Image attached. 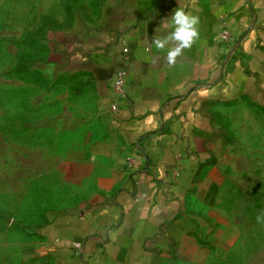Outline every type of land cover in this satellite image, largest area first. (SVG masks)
Here are the masks:
<instances>
[{"label":"crops","instance_id":"1","mask_svg":"<svg viewBox=\"0 0 264 264\" xmlns=\"http://www.w3.org/2000/svg\"><path fill=\"white\" fill-rule=\"evenodd\" d=\"M179 7L199 16L200 38L169 67L167 49L157 50L152 38L173 30L165 20ZM224 26L240 41L227 74ZM125 45L126 97L113 112ZM59 49L62 71L86 76L96 90L104 131L89 148L93 189L7 264H201L230 244L232 224L219 208L218 118L241 101L264 106V0H109Z\"/></svg>","mask_w":264,"mask_h":264},{"label":"rangeland","instance_id":"2","mask_svg":"<svg viewBox=\"0 0 264 264\" xmlns=\"http://www.w3.org/2000/svg\"><path fill=\"white\" fill-rule=\"evenodd\" d=\"M108 1L0 0V264L93 189L89 148L104 131L96 90L55 58L60 42ZM218 122L219 208L233 235L201 264H264V106L222 107Z\"/></svg>","mask_w":264,"mask_h":264},{"label":"clouds","instance_id":"3","mask_svg":"<svg viewBox=\"0 0 264 264\" xmlns=\"http://www.w3.org/2000/svg\"><path fill=\"white\" fill-rule=\"evenodd\" d=\"M173 30L166 36L155 35L152 43L157 50L167 49L166 63L169 67H175L178 59L185 50L191 49L200 38V18L191 12H186L182 7L174 10L170 19ZM163 21V25L165 23ZM261 221V218H257Z\"/></svg>","mask_w":264,"mask_h":264},{"label":"built area","instance_id":"4","mask_svg":"<svg viewBox=\"0 0 264 264\" xmlns=\"http://www.w3.org/2000/svg\"><path fill=\"white\" fill-rule=\"evenodd\" d=\"M221 41L223 45L228 49V54L224 58L223 61V73L227 74L229 71V67L232 63V61L235 58L239 57V48H240V41L238 37L226 26H224L221 34ZM128 48L124 47V56H123V67L119 69L115 73V79H114V85H113V96H114V102L112 104V111L116 112L119 109L120 102L126 97V91H125V85H126V80H127V71L126 67L129 62V56H128ZM128 166L130 168H134V161L132 158L127 159ZM175 176H178V173L174 174ZM141 181H137L135 184L136 186H139ZM73 250H80L81 249V244H74Z\"/></svg>","mask_w":264,"mask_h":264}]
</instances>
